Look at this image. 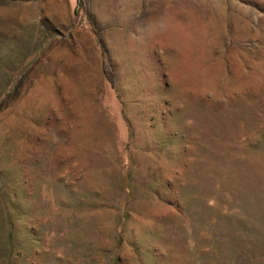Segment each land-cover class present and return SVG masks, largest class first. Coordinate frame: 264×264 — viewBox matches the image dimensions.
Segmentation results:
<instances>
[{
    "label": "rangeland",
    "instance_id": "1",
    "mask_svg": "<svg viewBox=\"0 0 264 264\" xmlns=\"http://www.w3.org/2000/svg\"><path fill=\"white\" fill-rule=\"evenodd\" d=\"M0 250L264 264V0H0Z\"/></svg>",
    "mask_w": 264,
    "mask_h": 264
},
{
    "label": "trees",
    "instance_id": "2",
    "mask_svg": "<svg viewBox=\"0 0 264 264\" xmlns=\"http://www.w3.org/2000/svg\"><path fill=\"white\" fill-rule=\"evenodd\" d=\"M104 71H105V74L107 75L108 79L114 83L115 82V76L113 74V71H112V68H111V65L109 64V62L107 61V59L104 60ZM12 235H10L9 237V246H13L14 244V241H13V238L11 237ZM5 258H6V261H5ZM15 260V257H12V252H10L9 254H6L5 255V250H0V263L1 264H15L14 262Z\"/></svg>",
    "mask_w": 264,
    "mask_h": 264
}]
</instances>
